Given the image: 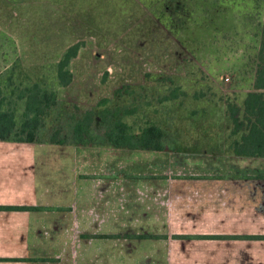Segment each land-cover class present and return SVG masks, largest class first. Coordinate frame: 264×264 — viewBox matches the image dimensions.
Returning <instances> with one entry per match:
<instances>
[{
    "label": "rangeland",
    "instance_id": "374dc122",
    "mask_svg": "<svg viewBox=\"0 0 264 264\" xmlns=\"http://www.w3.org/2000/svg\"><path fill=\"white\" fill-rule=\"evenodd\" d=\"M75 43L74 76L61 85L57 63ZM262 66L264 0H0V86L17 108V137L26 136L20 96L38 83L58 100L37 142L57 135L73 143L77 119L107 109L135 131L157 124L168 145L233 150L251 126L247 94L264 91L255 87ZM93 129L105 133L102 119ZM99 149L104 179L87 174L89 194L115 192L117 180H128L118 162L111 166L115 149ZM101 233L104 243L134 235L111 226Z\"/></svg>",
    "mask_w": 264,
    "mask_h": 264
},
{
    "label": "crops",
    "instance_id": "0c3cea01",
    "mask_svg": "<svg viewBox=\"0 0 264 264\" xmlns=\"http://www.w3.org/2000/svg\"><path fill=\"white\" fill-rule=\"evenodd\" d=\"M173 146L0 139V264H264V156ZM106 147L128 180L89 194Z\"/></svg>",
    "mask_w": 264,
    "mask_h": 264
},
{
    "label": "trees",
    "instance_id": "16d2710c",
    "mask_svg": "<svg viewBox=\"0 0 264 264\" xmlns=\"http://www.w3.org/2000/svg\"><path fill=\"white\" fill-rule=\"evenodd\" d=\"M80 48L75 43L67 48L57 63V78L61 85H68L73 79L71 61L77 56ZM255 87L264 89V66L258 70ZM25 99L24 117L20 131L25 137H17L18 120L16 106H8L7 97L0 86V139L26 142L37 141L39 128L47 109L57 103V92L36 83L20 96ZM246 110L250 116L251 126L248 133L235 141V153L264 156V91H250L246 98ZM235 116V115H233ZM97 119H102L105 133L98 134L93 129ZM165 132L157 124H148L135 131L127 121L107 109H94L84 113L74 126L73 143L79 145H113L129 148L170 149L173 145L164 143ZM53 141L64 143L57 135ZM0 208H22V206L0 205ZM244 235H241V237ZM252 238H264V235H245Z\"/></svg>",
    "mask_w": 264,
    "mask_h": 264
}]
</instances>
